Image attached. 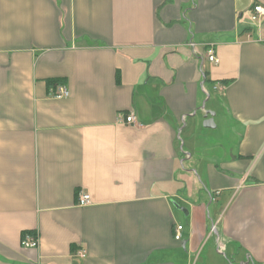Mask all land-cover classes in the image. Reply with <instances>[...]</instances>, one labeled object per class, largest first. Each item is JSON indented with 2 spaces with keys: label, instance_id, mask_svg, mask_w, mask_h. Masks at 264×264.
I'll return each instance as SVG.
<instances>
[{
  "label": "crops",
  "instance_id": "0c3cea01",
  "mask_svg": "<svg viewBox=\"0 0 264 264\" xmlns=\"http://www.w3.org/2000/svg\"><path fill=\"white\" fill-rule=\"evenodd\" d=\"M255 3L0 0V264H264Z\"/></svg>",
  "mask_w": 264,
  "mask_h": 264
},
{
  "label": "built area",
  "instance_id": "2783aa9c",
  "mask_svg": "<svg viewBox=\"0 0 264 264\" xmlns=\"http://www.w3.org/2000/svg\"><path fill=\"white\" fill-rule=\"evenodd\" d=\"M264 17V3H255L253 4L252 8H251V13H250V18L253 21H258L260 20V18ZM206 58L209 62H216V57L214 54V51L212 48H207L206 50ZM214 89H220L221 86H217V87H213ZM205 94H207L206 90H203ZM68 90L65 88V86L63 84H59L56 86L55 91L53 93V97L56 99H61V98H65L68 96ZM122 122L124 123H128V124H134L135 123V118L134 115L132 113H129L127 115H125L124 119L122 120ZM88 203H90V195L88 193H79L78 197H77V204L80 206H84L87 205ZM181 225H177L175 227V233H174V238L176 240H180L181 239ZM20 245L22 247H31V248H35L38 246V240L34 237H29L28 235H22L21 240H20ZM218 251H220V249H218Z\"/></svg>",
  "mask_w": 264,
  "mask_h": 264
},
{
  "label": "rangeland",
  "instance_id": "374dc122",
  "mask_svg": "<svg viewBox=\"0 0 264 264\" xmlns=\"http://www.w3.org/2000/svg\"><path fill=\"white\" fill-rule=\"evenodd\" d=\"M53 88H54L53 91H55L56 87H53ZM53 93H52V95H53ZM225 125H227V124L222 123V125L219 126L220 129L217 131V137L216 138H215V136H214V138H211V139L206 138V140H205L206 146H208V147L211 146L217 150L225 151L226 148L233 146L238 141L239 136L235 132L238 129H240V126L233 124L232 125L233 129H232L231 135H229L227 126L225 127ZM220 133L222 134L221 136H220ZM219 136H220V138H219ZM220 144H221L222 148H218V145H220ZM192 177L194 178L195 176L192 175ZM183 222H184V220H182V223Z\"/></svg>",
  "mask_w": 264,
  "mask_h": 264
},
{
  "label": "trees",
  "instance_id": "16d2710c",
  "mask_svg": "<svg viewBox=\"0 0 264 264\" xmlns=\"http://www.w3.org/2000/svg\"><path fill=\"white\" fill-rule=\"evenodd\" d=\"M48 87H56L58 84L63 83V79L60 78H49L46 80Z\"/></svg>",
  "mask_w": 264,
  "mask_h": 264
}]
</instances>
